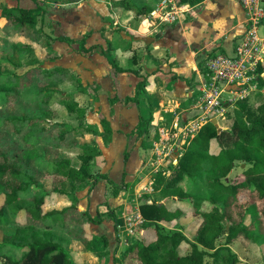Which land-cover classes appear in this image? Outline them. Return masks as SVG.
I'll use <instances>...</instances> for the list:
<instances>
[{
  "label": "trees",
  "instance_id": "16d2710c",
  "mask_svg": "<svg viewBox=\"0 0 264 264\" xmlns=\"http://www.w3.org/2000/svg\"><path fill=\"white\" fill-rule=\"evenodd\" d=\"M78 1L67 0L68 3ZM177 1L196 6L205 0ZM116 6L134 10L138 15L151 12L147 4L139 7L137 0H120ZM45 14L40 5L36 8L2 6L0 18L5 20L6 34L17 33L26 40L17 43L16 49L34 54L35 48L29 41L38 43L41 38L52 39L45 33L39 39L36 36L40 17L43 20ZM53 40L73 41L65 36H56ZM80 53L85 56L107 54L101 45L89 48L83 45ZM48 55L55 60L62 58L50 46ZM110 63L118 72L123 71L113 55ZM32 65L38 66L32 70L38 73L42 61L36 59L28 65L20 64ZM2 66L4 64L0 62V96L5 100V106L0 110V264H75L69 248L73 240L83 244L89 253H103V247L110 243L108 236L99 237L87 229L88 224H101L103 217L99 209L95 217L89 210H80V200L75 193L85 188L91 191L102 180L113 183L108 175L91 172L92 164L103 156L100 148L93 141H80L87 136L101 137L109 146L111 123L102 115V132L88 125V110L74 100L61 104L77 115L79 125L76 128L65 122L49 123L46 116L53 113L50 108L44 111L45 115L30 113L32 107L41 110L43 106H49L56 87L65 77H73L77 82L78 76L71 69L58 66L44 71L42 76L45 81H50L48 86L22 98L21 91L31 86V78L25 83L23 76L9 75ZM255 74L258 92L264 94V62L258 65ZM77 83L80 89L82 84ZM144 86L145 81L139 84L132 101L139 103V95L146 93ZM150 103L151 117L149 120L140 117L136 130L138 138L146 134L153 118L152 98ZM232 120L229 129L220 131L212 122L207 123L181 153L177 167L169 175L164 168L153 175L154 191L166 202L159 205L154 198L140 206L145 220L143 228L150 233L151 239L132 245L122 258L114 254V264L122 263L124 258L126 264H236L237 256L229 245L241 234L253 243L264 242V97L256 105L250 97L239 99ZM214 139L221 147L218 153L210 151ZM40 144H43L41 149ZM63 147L81 149L80 166L60 156ZM129 155L130 151L125 155L126 161ZM238 166L242 170L237 176L238 181H227ZM187 179L192 182L190 191L180 186ZM47 185H50L48 190ZM41 189H44L43 193ZM47 193L66 196L72 204L62 210L44 213ZM205 202L212 207L202 212ZM109 213L114 215V210L110 209ZM189 213L199 219L194 240H189L182 231L162 232V224L179 222ZM9 224L15 227L12 233L3 230ZM58 229L63 233H58ZM222 238L226 241L220 245ZM183 243L190 245L187 255L180 253ZM206 257H211L212 263H207Z\"/></svg>",
  "mask_w": 264,
  "mask_h": 264
},
{
  "label": "rangeland",
  "instance_id": "374dc122",
  "mask_svg": "<svg viewBox=\"0 0 264 264\" xmlns=\"http://www.w3.org/2000/svg\"><path fill=\"white\" fill-rule=\"evenodd\" d=\"M163 0H149L148 3L144 2V0H137V4L139 7H141L144 4H147L148 7L150 6L154 7L157 5V3L162 2ZM111 4H110V3ZM3 5H7L9 7L19 5L23 8H36L38 5L43 6V8L46 11V14L43 16V20L40 17V22L37 26L38 33L36 36L41 37L42 33H45L46 35L51 36L52 39H42L38 41V43H34V41H29L30 44H32L35 48L34 54L29 53L28 51H21L16 49V44L19 42H25V38L20 36L17 33H12L10 36H8L5 32V20L0 18V62L4 64L3 69L4 72L7 74H16L19 76L24 77L25 83H28L30 78L32 80L31 86H27L21 91V97L25 98L29 95H32L39 91L42 86H48V79L45 81L42 74L44 71H47L48 69H53L58 66L63 67H70L75 69L81 76V79L85 85H87L88 90L87 91H81L78 87V83L80 82L79 79L77 82H75V79L73 77H65L64 81L62 83H59L56 87V91L54 95L52 96L51 100H49V106H43L41 110H37L35 108H31L30 113H35L37 115H45L44 111H48V108L52 109L53 113H51L49 116H46V119L49 123L53 122H65L71 124L73 127H78L79 125V119L76 114H72L67 111V109L64 107L63 104H61L64 101H77L78 104L81 107H85L88 110L87 115V124L91 125L93 127H97L100 129L99 131H103V127L100 124V116L105 115L109 118L110 116V104L107 100L108 97L112 94H117L116 89H108V90H95L92 88L93 79L100 80L102 77H104L101 82H105V85L109 87V66L107 65L106 61H100L99 59L92 58L90 56H85L81 51V47L85 45L91 46L94 42L93 40L98 38L99 35L97 34L101 28L104 29L106 27L114 28L117 27L118 32H116V39L119 41H122L124 31L131 32V30H139L142 31L143 24L145 19L148 21V24L150 27H152L151 21H153L146 15L147 18L140 17L141 14H137L136 11H133L131 14L125 13L124 9H119L122 12L119 16V21H116V17L114 15V12L118 11L113 8V3L110 0H80L78 2L68 3L67 0H39L38 2H35L34 0H0V10ZM264 5V2H263ZM174 6V5H173ZM113 8V9H111ZM168 7H166L167 9ZM164 10L165 13L168 10ZM141 11V10H140ZM175 9H173L172 5L169 7V12H174ZM182 10H178L177 13H173L170 16V20L168 21H174V25H176L179 22H188L190 20L189 13H185L183 15L180 14ZM142 13V12H141ZM151 14V13H150ZM149 14V15H150ZM164 17V16H163ZM52 19L59 20L61 22V27H58V25H55L52 21ZM159 16L154 17V22L156 19H158ZM157 21L155 22V25ZM104 25H107L104 27ZM154 25V26H155ZM172 25V24H170ZM149 26L145 25L144 27L149 29ZM123 28V31L121 32V29ZM67 33L68 35L74 36V37H82V35L86 33H92L94 34L93 39L90 35L88 37V40L86 38L82 39L80 42H70L62 45L56 46L53 39L56 37V33ZM260 35L264 37V26L260 29ZM138 34V33H137ZM81 39V38H79ZM35 40V39H34ZM85 42V43H84ZM87 45V46H86ZM48 46H50L51 49H57L58 51L63 53V58L55 60V58H51L48 55ZM143 48V49H142ZM145 46L142 44V47L139 46L138 48V54L142 55L145 52ZM165 52V51H163ZM215 51H213L214 53ZM223 52V51H219ZM211 53V51H210ZM209 52H202L200 54L201 56L207 55L206 57L210 56ZM166 59L168 63H172V57H170L168 54H166ZM204 57V59L206 58ZM50 58V59H49ZM42 61V67L40 71L32 72L35 68L38 66H20L21 62L25 63L26 65L31 64V62L35 60ZM201 60V58H200ZM264 62V61H263ZM202 66V65H201ZM26 67V68H24ZM258 67V66H257ZM257 70V68H256ZM104 75V76H103ZM256 80V74L254 73V79L252 81V89L254 91L250 93H246L243 95V98L250 97L253 101V104L256 105L257 103L262 102V99L264 97L263 93L258 92L257 84L255 83ZM96 81V80H95ZM50 82V81H49ZM250 89V91L252 90ZM63 94V95H61ZM173 94V93H172ZM172 94H167V103L165 107L163 108H169L170 106L174 105L172 103ZM158 99L162 97V95H157ZM168 97L170 99L168 100ZM225 97L233 98L232 95H225ZM99 98V100H98ZM175 97L173 96V100ZM242 98H237L233 101L232 105L225 108V113L223 116H219L218 123L222 130L229 129L232 126L233 120V112L234 108L237 105V101ZM100 101V102H99ZM160 102V101H159ZM100 103H102L100 105ZM5 100H2L0 96V110L5 105ZM199 104V103H198ZM168 106V107H167ZM180 111V110H179ZM158 112V113H157ZM156 112V121L153 122L151 126V132L149 135L145 136V140L142 142L141 138H134V134L136 132H133L132 137L130 138V141L132 140V144L128 146L127 150L124 151V155L128 151L130 153L132 152V149L137 147L139 144V150L147 155V160H151V162H155L158 160V155H156V150L159 147L161 154V169L169 175L178 164V159L183 153L190 141L193 139V137L188 136L185 137L184 132H181L180 130L184 128L186 125L185 123L181 122L178 127L174 126L172 122H170L167 119V126H168V136L163 138V142L160 139V135L158 134V125L160 124V121L158 116L159 114H163L164 110H162V107L158 109ZM135 118H136V114ZM201 112L196 113V118L202 117ZM171 117V116H170ZM212 117V116H210ZM214 119H217L216 116H214ZM183 121V120H182ZM209 121V120H208ZM48 123V124H49ZM210 123V121L208 122ZM48 124H45L46 126ZM207 124V123H205ZM176 132V133H175ZM194 135H197V131L194 132ZM159 140V141H157ZM81 142H90L93 141V143L100 148H102L103 151H106L107 148L110 146H106L102 139L100 137L92 138L90 136H87L86 138L80 139ZM155 142H158V146L154 145ZM179 142V143H177ZM160 144V145H159ZM177 144H180V151L175 152L174 146H177ZM40 149L43 148V144H40ZM221 149L218 141L216 139L212 140L211 142V153H216ZM81 153V149L79 148H61L60 150V156L62 158H68L71 160V162L76 165L80 166L81 161L78 159V155ZM130 156V155H129ZM126 161V160H125ZM103 165L100 162V159H98L96 162H94L91 166V172L97 173L98 171L101 173H105L106 170L102 169ZM244 167V166H243ZM154 170V169H153ZM241 168L238 166L236 167L228 176L227 181L236 182L238 181L237 176L240 175ZM156 173V172H155ZM153 181V180H152ZM125 185L124 180L123 182L118 185ZM145 183L141 185V187H144ZM180 186L186 190L190 191L192 188V182L190 180L183 181ZM119 186L118 188H120ZM47 190L50 188V185L46 186ZM88 188L83 189L82 191H78L75 193V197L79 199L80 195H82L84 199L88 200L87 191ZM44 189H41V193H43ZM144 191V189L142 190ZM128 196L125 199H128L127 202H123V204L110 208V206H107L106 204H101V206L98 208L102 217L103 221H107L109 225H111L112 230H108V228H105L104 231H106L107 234H109V246L103 247V253L99 254V256L102 258V263L100 264H113L114 260V254H116L118 258H122L123 253H127L131 250L132 245L136 244L137 242H142L144 239L149 238V232H147V229H144V223L141 224L140 218H139V207L140 202H142L143 199H139V201H133V194L135 193L133 187L130 188L128 191ZM78 195V196H77ZM90 198V196H89ZM156 199L158 202H165L163 199H159L158 194L155 193L154 197L151 199ZM133 199V200H132ZM148 200V199H147ZM81 202V200H80ZM79 202V209L84 211V209L81 206V203ZM72 204L71 200L68 197L60 196L56 193H47L46 201L43 205V212L48 213L53 210H62L65 207H68ZM212 205L209 202H205L202 207V212L209 211L211 209ZM114 210V215H110L109 210ZM94 216H97L98 210H93ZM13 219H11V223H13ZM199 224V219L194 217L191 213H189L188 217L179 221V222H172L169 224H162V232L164 234H172L176 231H182L189 240H194L196 230ZM95 224H88L87 229L90 233L93 234L94 232L99 231L98 229H93ZM120 226V227H119ZM117 228V229H116ZM15 227L11 226V224L5 226L3 230L6 233H12L14 231ZM116 229V230H115ZM118 231V233L116 232ZM58 233H63L62 230L57 231ZM117 233V234H116ZM94 235V234H93ZM153 237V235H151ZM151 239V238H149ZM225 238H222L219 240V244L223 245L225 243ZM232 253H234L237 256V263L236 264H264V242L261 243H253L249 239L246 238L244 234H241L236 241H234L231 245H229ZM181 255H187L190 252V245L187 243H183L180 248ZM116 252V253H115ZM75 257L77 259V262L79 264H84L79 256L75 254ZM122 263L120 264H126V260L121 259ZM213 259L211 257H206L207 263H212ZM97 262V261H96ZM97 264V263H94Z\"/></svg>",
  "mask_w": 264,
  "mask_h": 264
},
{
  "label": "crops",
  "instance_id": "0c3cea01",
  "mask_svg": "<svg viewBox=\"0 0 264 264\" xmlns=\"http://www.w3.org/2000/svg\"><path fill=\"white\" fill-rule=\"evenodd\" d=\"M110 1L113 3V8L118 10L114 12L116 21H119L120 12H122L119 9H124L125 13L128 14L134 11L116 6V3L120 0ZM148 1L144 0L145 3H148ZM171 5L175 9L174 13H177L178 10H182L180 12L181 15L189 13L190 20L186 23L181 21L176 25L173 24L174 21L166 20L167 14L170 13L169 7ZM166 7L168 8L166 9ZM150 9L151 14L148 13V16L151 19L153 17V21H151L152 27L149 26L148 21L145 19L142 31H124L122 41H119L116 39L115 34L118 32L116 31L118 30L117 27L114 26L112 29L104 25L106 28L97 30L99 31L97 33L99 37L94 39V43L91 45H101L107 54L95 53L92 55L93 57H90L99 59L100 61H106L110 67L108 73L110 78L108 82L109 87L105 85V82H101L104 78L102 77L100 80L93 79L92 88L95 90L114 88L117 93L114 95L111 94L107 99L110 104L109 118L104 115L112 127V141L110 146L106 151H103L102 148L96 145L103 153L100 162L103 165L102 169H105L106 172H102V174L108 175L113 183L109 184L105 180H102L93 190L89 191V189H86L88 190L86 193L88 200L87 198L86 200L81 199L83 198L82 195L79 197L82 208L89 210L92 216H94L93 210H98L103 203L110 206V208H114L123 204V202H127L129 198H125L128 196V191L132 187L135 191L133 194L134 200H132L139 201L140 198L143 199L140 202V206L144 203H150L153 200L151 199L155 195L152 181L153 175L162 168L160 162L162 152L159 147L156 150L158 160L153 163L150 159L148 161L147 155L139 150L140 144L132 149L127 161H125V155L123 154L130 143L132 144L130 138L133 135L132 133L137 130L140 117H144L146 120L150 119V98H152L154 114L149 122V128L146 134L141 137L142 142L145 140V136L150 134L151 126L156 121V112L160 107L164 110L163 114H159L158 116V121H160L158 134L160 135L159 140L162 142L163 138L169 135L166 124L167 119L174 126L179 125L181 122H184L186 125L187 122L195 119L196 113L200 112L198 104L202 81L200 69L204 57L207 56H201L200 54L202 52L210 53V51L211 53L213 51L232 52L235 43L246 31L248 19L239 0H205L196 6L182 5L177 0H163L157 3L155 8L150 6ZM165 9L168 10L166 13L164 11ZM146 15H141L140 17L147 18ZM156 16H159L156 19L157 25H155L156 21L154 22V17ZM51 21L55 25H58V27H61L59 20L51 18ZM145 25H148L149 29L147 28L146 30ZM119 28L122 32L124 27ZM94 34L90 32L82 35V37H71L67 33L61 34L57 32L56 36H65L75 42H80L84 38L88 40L90 35L93 39ZM66 43L61 41L55 42L56 46H63ZM142 44L145 46V52L140 55L137 50L139 46L142 47ZM86 48H89V46ZM54 50L60 53L63 58L62 52L56 48ZM166 54L172 57V63L167 62ZM112 55L116 58L118 66L123 70L122 72H118L110 63ZM65 68L71 69L78 76L82 84L80 90L83 88L84 91H87V85L83 83L80 74L73 68ZM144 81L146 93L139 95V103H136L132 99L136 97L139 84ZM167 94H172L171 101L174 105L169 108H163L167 103ZM157 95H162L160 100H157ZM173 96L175 97L174 100ZM169 99L170 97H168ZM134 114H136V118ZM96 128L98 129V125ZM134 135L135 139L138 138L137 133ZM154 145L158 146V142H155ZM180 147L181 145L177 144V146H174V151L176 153L179 152ZM123 180L125 185H118ZM143 183H145V186L141 187ZM119 186L121 188H118ZM143 189L144 191H142ZM165 202L163 203L161 201L159 205L165 204ZM138 211L140 222L143 224L145 220L141 215L140 207ZM92 226H94L93 229L96 228L99 230L97 232L93 231V234L99 237L109 235L104 231L105 228L112 230L111 225L105 220L101 224ZM116 232L118 233V231ZM69 248L75 264H79L75 254L79 256L84 264H100L103 261L98 254L89 253L84 245L78 241L73 240Z\"/></svg>",
  "mask_w": 264,
  "mask_h": 264
},
{
  "label": "built area",
  "instance_id": "2783aa9c",
  "mask_svg": "<svg viewBox=\"0 0 264 264\" xmlns=\"http://www.w3.org/2000/svg\"><path fill=\"white\" fill-rule=\"evenodd\" d=\"M239 2L248 17L246 31L235 43L232 52H212L202 61L198 103L203 115L187 122L180 130L185 137L194 138V132L198 133L209 121L215 120L218 123L219 116L225 113L224 107H230L234 100L254 91L251 88L254 73L257 66L264 61V37L259 32L264 26V0ZM173 13H168L166 20H170ZM225 95H232L233 98ZM175 126L179 131L178 124Z\"/></svg>",
  "mask_w": 264,
  "mask_h": 264
},
{
  "label": "water",
  "instance_id": "95a60500",
  "mask_svg": "<svg viewBox=\"0 0 264 264\" xmlns=\"http://www.w3.org/2000/svg\"><path fill=\"white\" fill-rule=\"evenodd\" d=\"M212 123L218 128V130L220 131L221 130V128H220V126H219V124L214 120V121H212Z\"/></svg>",
  "mask_w": 264,
  "mask_h": 264
}]
</instances>
